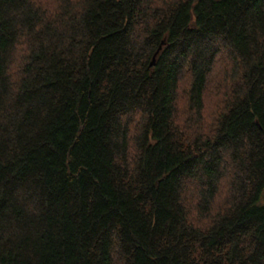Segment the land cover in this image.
Wrapping results in <instances>:
<instances>
[{
    "label": "trees",
    "instance_id": "obj_1",
    "mask_svg": "<svg viewBox=\"0 0 264 264\" xmlns=\"http://www.w3.org/2000/svg\"><path fill=\"white\" fill-rule=\"evenodd\" d=\"M0 264H264V0H0Z\"/></svg>",
    "mask_w": 264,
    "mask_h": 264
},
{
    "label": "rangeland",
    "instance_id": "obj_2",
    "mask_svg": "<svg viewBox=\"0 0 264 264\" xmlns=\"http://www.w3.org/2000/svg\"><path fill=\"white\" fill-rule=\"evenodd\" d=\"M213 91V90H212ZM212 91H210V93L212 92ZM209 93V95L207 96V100H206V106H207V111H208V113L206 114V117H208L209 116V113H210V109H211V107H212V101H213V94L211 93L210 94ZM181 97H183V94L181 95ZM181 103H183V100L181 101Z\"/></svg>",
    "mask_w": 264,
    "mask_h": 264
},
{
    "label": "water",
    "instance_id": "obj_3",
    "mask_svg": "<svg viewBox=\"0 0 264 264\" xmlns=\"http://www.w3.org/2000/svg\"><path fill=\"white\" fill-rule=\"evenodd\" d=\"M159 49H160V47H159ZM158 52V51H157ZM157 52H156V54H157ZM155 57V56H154ZM154 57H153V59H152V62H151V65L153 64V61H154Z\"/></svg>",
    "mask_w": 264,
    "mask_h": 264
}]
</instances>
